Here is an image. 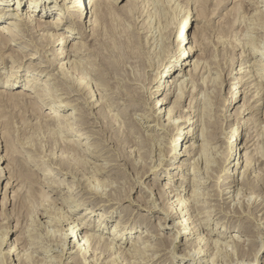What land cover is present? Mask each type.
Returning <instances> with one entry per match:
<instances>
[{"label": "rangeland", "instance_id": "1", "mask_svg": "<svg viewBox=\"0 0 264 264\" xmlns=\"http://www.w3.org/2000/svg\"><path fill=\"white\" fill-rule=\"evenodd\" d=\"M7 1L9 12L1 14L0 28L15 21L16 12L23 18L33 13L47 23L60 15L63 26L36 28L35 38L17 26L15 39L11 37L10 47L0 54V264H83L80 252H71L77 250L72 242L63 253L57 247V234L68 231L74 222L79 224L80 238L87 231L104 236L109 245L117 242L126 251L114 253L93 240L86 245L87 261L96 264H200L204 259L211 264H264V56H244L253 53V42L260 40L257 44L264 45V0H259L262 13L252 7L239 14L234 0L218 7V0H213L207 16L200 15L201 7L193 4L196 0H145L135 5L118 0L115 6L121 10L112 8L106 20L97 24L92 23L95 16L91 23L85 22L91 18L90 9L85 10L82 27L65 12L74 0H47V13L40 11L43 5L35 8L36 0ZM186 15L195 19L186 28L195 51L190 59H198L200 66L197 70L187 66L181 77L186 86L170 87L168 77L164 83L158 81L162 71L158 67L165 58L180 68L182 61H174L178 49L173 40L180 26L177 22ZM229 19H238L234 27L228 25ZM151 25L166 27L164 41L151 38ZM223 25L228 27L223 29ZM47 32L63 37L67 33L73 42L82 44L81 53L66 57L70 46L60 44L58 34L55 46L44 49L41 40ZM243 36L249 42L245 51ZM19 51L25 56L14 61L11 54ZM57 51H62L61 57ZM230 60L235 64L228 68ZM36 63L43 64L45 71L29 67ZM240 64L247 71L235 74ZM65 71L91 85L81 88L74 79L62 77ZM15 74L19 79L11 82L16 86L2 88L6 77L14 79ZM33 76L43 80L33 79L35 88L28 89ZM239 77L248 84L234 105L230 97ZM158 100L163 104L154 109ZM164 109H171L175 123L166 120L169 115ZM236 109L242 111L237 114ZM157 110L163 111L160 120L153 114ZM188 118L194 122H186ZM189 129L191 134L185 132L186 139L180 142L183 139L178 135ZM202 130L208 135L203 136ZM237 131L244 138L231 147ZM178 137L177 154L157 149L160 139L171 144ZM248 166L251 170L247 171ZM234 176L236 187L228 183ZM248 182L253 189L247 190ZM165 183L172 187L165 189L163 197ZM94 188L99 193L89 191ZM184 198L185 207L192 202L191 209H182ZM84 209L93 211L86 219L80 218ZM101 215L105 219L97 229ZM183 217L194 219L196 237L180 233L178 222ZM117 224L132 232L122 240L112 238ZM198 238L203 240L201 245H197ZM198 247L207 253L200 261L185 256ZM239 247L247 248L251 256L238 258Z\"/></svg>", "mask_w": 264, "mask_h": 264}, {"label": "bare ground", "instance_id": "2", "mask_svg": "<svg viewBox=\"0 0 264 264\" xmlns=\"http://www.w3.org/2000/svg\"><path fill=\"white\" fill-rule=\"evenodd\" d=\"M47 0H36V7L35 8H38V6H40V5H43V7H44V9H40V11L41 10H45L44 12L45 13H47L48 11L47 10H49V4H47V2H46ZM117 1L118 0H74L73 2H72V4L69 6H67L66 5V11L65 12H68V14L70 15V18H72L74 21L73 22H76V23H78L77 25H78V27H82L80 24H81V21H83V19H85V17H84V13H85V10H87V9H90V12H91V18L89 19V20H86L85 22L86 23H88L89 21H91L93 18V16H95L94 18V21L92 22V23H95V24H97V23H99V22H101L106 16H108V14L111 12V10H112V8L113 9H120L121 10V8H119V7H117V6H115V3H117ZM145 0H127L126 2L128 3V4H139L140 2H144ZM149 1V0H148ZM223 1H225V0H218L217 1V3H216V5H217V7L219 6V5H221L222 4V2ZM260 1H262V0H260ZM259 0H234V9H236V11L238 12V11H245L246 9H248V8H252V7H255V8H258V9H260V7L259 6H261L262 4H261V2H260ZM7 0H0V19L3 17V16H1V14H7V12H9V11H7V10H9L8 8H7ZM19 3H21V0L20 1H18ZM88 2V3H87ZM146 2V1H145ZM194 2V1H193ZM213 2V0H196V2H194L193 4H195V3H198V7L200 6L201 7V10H200V15H203V16H207V12H208V10H209V3L211 4ZM264 2V1H263ZM17 7H18V5H17ZM16 7V8H17ZM132 7H134L133 5H132ZM131 7V8H132ZM196 7V6H195ZM16 8H14V10L16 9ZM65 8V7H64ZM122 9H124V7L122 8ZM128 9V8H127ZM233 9V10H234ZM33 10V9H32ZM257 10V9H256ZM259 12H261L262 13V10L260 9V10H258ZM257 11V12H258ZM247 12V11H246ZM240 12H238V14H239ZM188 14H190V13H188ZM231 14V13H230ZM244 14V13H243ZM246 14V13H245ZM244 14V15H245ZM16 20L15 21H8L9 22V24L10 25H7V26H2V28H0V54H2V55H4V51H5V49L6 48H9L10 47V43H11V41H10V38L11 37H13V39H15L14 37L17 35L16 34V32H17V29L15 28V27H17V26H20V25H22L23 26V29H22V32L23 33H27L28 35H31V36H33L34 37V35L36 34V28H39V29H60L62 26H63V24H62V22H63V17H60V15H56V18L53 20L54 22L53 23H47L46 21H42L41 19H39V18H37V17H34V15H33V13H31V14H29L28 15V17H26V18H23V17H21V15L18 13V12H16ZM49 15V14H48ZM193 15V14H192ZM236 15V14H235ZM235 15H233V16H235ZM187 17L186 18H184L182 21L180 20V21H178L177 22V24H178V26H179V23H180V26L178 27V30L176 31V34H175V40H173L174 42H173V44L175 43L176 44V46H177V54H176V57L177 58H175L174 59V61H177V62H180V61H182L180 64H181V66H180V68L178 67V65H177V63H174L173 62V60H169L168 59V61L167 60H165V58H164V60H162L161 59V63L159 64V62H158V64H159V67H158V69H161L162 68V71H160L159 72V75H158V77L157 78H159L158 79V81H160V80H164V81H162V83H164L165 82V78H167L168 77V80L167 81H170L171 83L169 84V86L170 87H172L173 85L176 87V86H178L179 85V83H180V86L179 87H181L182 88V86L184 87V86H186L187 85V81H186V79H182L181 80V77H183L184 76V74H185V71H187L186 70V68H187V66L188 65H193V67H194V69L195 70H197L198 69V67L200 66V61H198V59H194V61L192 62V60L193 59H190V54L192 55L191 57H194V55H195V51H193L194 49L192 48V46H190L189 45V43H190V35H189V29L188 30H186V28H187V26L190 24V26H192L193 25V23H194V20H193V17L192 16H190V15H186ZM232 16V15H231ZM238 16V15H237ZM241 16V15H240ZM244 17V16H243ZM246 17V16H245ZM257 17H259V16H257ZM107 18V17H106ZM106 18L104 19V20H106ZM229 18H230V16H229ZM240 18V17H239ZM252 18V17H251ZM256 18V17H255ZM247 19V18H246ZM254 19V18H253ZM252 19V20H253ZM18 20V21H17ZM198 20V19H197ZM230 21H231V19H229ZM238 20V19H237ZM237 20L236 19H234L233 21H231V23L230 24H228V25H230V26H233L234 27V24H236V22H237ZM263 20V19H262ZM240 21V20H239ZM248 21V20H247ZM254 21H256V19L254 20ZM258 21V20H257ZM260 21V20H259ZM162 22H163V20H162ZM250 22V21H249ZM89 23H91V22H89ZM176 23V22H175ZM248 23V22H247ZM255 23V22H254ZM257 23H260V22H257ZM262 23V22H261ZM177 24H175L176 26H177ZM238 24V23H237ZM253 24V23H252ZM251 24V25H252ZM228 25L226 26V27H228ZM250 25V26H251ZM224 26V25H223ZM230 26H229V31H230ZM249 26V27H250ZM258 26V25H257ZM261 26V25H260ZM263 26H264V23H263ZM262 26V27H263ZM150 27V30L149 31H151V33H153V34H151V38L152 39H154V40H158V41H160V40H162V41H164V31H165V26L164 27H154V26H149ZM225 26H224V28L223 29H225L226 28ZM249 27H247V28H249ZM94 28V27H93ZM253 28H254V26H253ZM256 28V27H255ZM232 29V28H231ZM246 29V28H245ZM252 29V28H251ZM51 30V31H52ZM95 30V29H94ZM227 30V29H226ZM225 30V32H227ZM260 30V29H259ZM258 30V31H259ZM19 31H21L20 29H19ZM48 31H50V30H48ZM228 31V32H229ZM248 31V30H247ZM257 31V30H256ZM138 34L139 33H141L140 31H136ZM158 32V33H157ZM242 32V31H241ZM246 32V31H245ZM55 33V32H54ZM54 33H48L47 32V34L46 35H44V37H43V39L41 40V45H42V42H43V44H45V45H42V47L45 49V47L47 46V45H52V46H55V43H56V37H57V34L58 33H56V35L54 34ZM71 33V32H70ZM97 33H98V31H97ZM251 33V32H250ZM249 33V34H250ZM63 34V33H62ZM64 34H66V35H64V37L63 36H61L60 35V33L58 34V36L60 35V37H62V39L60 40V44H63V43H65V45L66 46H70V49H67L66 50V57L67 56H69V55H71V54H75V55H79V54H77L76 53V51H79L78 53H81V49H82V47L80 46V45H82L81 43H79V42H77V41H74L73 42V37H70V35H67V33H64ZM241 34V33H240ZM236 35V34H235ZM253 35V34H252ZM259 35V34H258ZM136 36V35H135ZM160 36V38H157V37H159ZM237 36V35H236ZM240 36V35H239ZM247 36L248 35H246V38H247ZM258 37V36H257ZM256 37V38H257ZM35 38V37H34ZM138 38V37H137ZM136 38V39H137ZM259 38H260V36H259ZM258 38V39H259ZM262 38V37H261ZM135 39V38H134ZM204 39V38H203ZM250 39V38H249ZM258 39H256V40H258ZM37 40V39H36ZM35 40V41H36ZM238 40V39H237ZM262 40V39H261ZM134 41V40H133ZM132 41V42H133ZM147 41H148V39H147ZM166 41V40H165ZM260 41V40H259ZM258 41V42H259ZM37 42V41H36ZM35 42V43H36ZM59 42V41H58ZM257 42V43H258ZM34 43V42H33ZM38 43H40V42H38ZM79 43V44H78ZM147 43V42H146ZM149 43V42H148ZM163 44H164V46L166 45L165 44V42H162ZM200 43H201V46L203 47L204 45H205V41L204 40H202V41H200ZM240 43V42H239ZM256 42H253V44H254V46H252V49H254V51H253V53H248V54H246V55H244V56H248V55H260V56H264V45H258ZM59 44V43H58ZM154 44V43H153ZM157 44V43H156ZM9 45V46H8ZM85 45V44H84ZM189 45V46H188ZM127 46V45H126ZM135 46V45H134ZM206 46V45H205ZM205 46H204V48H205ZM161 47V46H160ZM166 47H167V45H166ZM165 47V48H166ZM241 47L243 48V50L245 51V50H248L247 48H249V42H247L246 40H245V37L243 36V38H242V41H241ZM43 48H41V49H43ZM55 48V47H54ZM203 48V49H204ZM207 48V47H206ZM13 49V48H12ZM87 49V48H86ZM163 49V48H162ZM233 49H235V47L233 48ZM16 49H14V50H12L13 52L15 51ZM63 50V49H62ZM127 50V49H126ZM196 50H198V49H196ZM204 50H206V49H204ZM17 51V50H16ZM40 51V50H39ZM167 50H165V52H166ZM127 52V51H126ZM232 52V51H231ZM159 53V52H158ZM56 56H58V57H61V54H62V51H57L56 52ZM133 54V53H132ZM201 55V54H200ZM200 55H197V56H200ZM20 56V57H22V56H25L24 54H22V53H20V51H19V53H17V54H11V57L13 58V60L14 61H17V60H20V58H18V57ZM228 56V55H227ZM162 56H160V58H161ZM8 58V57H7ZM163 58V57H162ZM22 60H23V58H22ZM22 60H21V62H22ZM84 60V59H83ZM147 61V60H146ZM145 61V62H146ZM232 60H230V62L229 63H227L228 65H227V67L229 68V67H231V66H233L235 63L234 62H231ZM69 62V61H68ZM155 62V61H154ZM67 63V62H66ZM148 63H149V61H148ZM152 63V62H151ZM258 63V62H257ZM144 64V63H143ZM147 64V63H146ZM146 64H144V65H146ZM150 64V63H149ZM153 64H155V63H153ZM179 64V63H178ZM206 64V63H205ZM259 64V63H258ZM43 65V64H42ZM42 65L41 64H32V65H30L29 67L33 70V71H35V70H38L39 72L40 71H42V70H44V68H42ZM58 65H60V64H58ZM61 66V65H60ZM63 66H65L64 64H63ZM153 66V65H152ZM202 66V65H201ZM76 67V66H75ZM74 67V68H75ZM262 67H264V65H262ZM61 68H63L62 66H61ZM165 68H166V70H165ZM65 68H63V70H64ZM164 69V70H163ZM180 69V70H179ZM62 70V69H61ZM65 70H67V69H65ZM69 70V69H68ZM76 70V69H75ZM181 70H183L182 72H181ZM193 70V69H192ZM14 71V70H13ZM16 71V70H15ZM45 71V70H44ZM164 71V72H163ZM179 71V72H178ZM247 71V70H246ZM246 71H242V65L240 64L238 67H237V69L234 71V73L235 74H237V73H244V72H246ZM60 72H62V71H60ZM69 72L70 71H65V73H64V76H62V77H64L65 79H66V77L65 76H68L67 78H71V79H74V82L77 84V85H79L81 88H83V89H88L87 87L89 86V85H91V84H89V82H87L86 84H84V82L82 81V80H80V81H77L73 76H75V75H71V74H69ZM176 72H178V74L176 75L175 73ZM248 72H250V71H248ZM38 74V73H37ZM259 74V73H258ZM261 75V74H260ZM15 78L14 79H11L12 77H6V78H8L7 79V81L2 85V88H5V89H13L14 88V86H16L13 82H11V81H13V80H15V79H19V78H17L18 77V75L17 74H15V76H14ZM172 77H175V78H177V79H174L173 80V78ZM232 77V76H231ZM50 78V77H49ZM169 78L171 79V80H169ZM33 79H41V80H43V78H41L40 76H33L32 78H29L28 79V82H32L31 84L30 83H27L26 84V88H30V89H33V87L35 88V86H33V83L34 82H36V81H34ZM51 79V78H50ZM33 80V81H32ZM46 80V79H45ZM73 81V80H72ZM156 81V80H155ZM17 83V82H16ZM103 83V82H102ZM101 83V84H102ZM159 83V82H158ZM232 83H233V79H232ZM241 83V84H240ZM100 84V85H101ZM246 84H248L247 83V79H244L243 77H239V80H237V81H234V89L232 88V90H233V92H232V96L230 97V99L231 100H234V105L236 104V101H237V98L238 97H241L242 96V94H243V90H241V88L244 86V85H246ZM99 85V84H98ZM78 86V87H79ZM159 86H161V84L159 85ZM166 87V86H165ZM164 87V88H165ZM250 87V86H249ZM259 88V87H258ZM262 88H260V90H261ZM18 90V89H17ZM81 90V89H80ZM257 90V89H256ZM259 90V89H258ZM263 90V89H262ZM84 91V90H83ZM168 91V90H167ZM94 92H96L97 94L98 93H101V92H98V91H94ZM93 92V93H94ZM83 93V92H82ZM48 94V93H47ZM95 94V93H94ZM257 94H258V92H257ZM25 95V94H24ZM91 95H93V94H91ZM91 95H90V97H91ZM89 96V95H88ZM92 98V97H91ZM225 99V98H224ZM93 100V99H92ZM90 102V101H89ZM223 103V102H222ZM91 104V103H90ZM162 104H163V101L161 102V103H159V100L157 101V103H156V105H154V109H157V108H160L161 106H162ZM226 105V104H225ZM135 107H136V105H134ZM227 106V105H226ZM137 107H138V105H137ZM153 109V110H154ZM162 110H163V107H162ZM162 110H157L156 111V113H153L154 115H156V117L158 118V120H160L163 116L161 115V112H163ZM169 110V109H168ZM184 110H182V112H183ZM196 111V110H195ZM242 110L240 109V111H239V109H236V113L238 114V113H240ZM164 112H168L166 109H164ZM172 111H171V109H170V112H168V115L169 116H167V118H166V120L167 121H169V123H170V125H171V123L173 124V122L175 123L176 121L174 120H172V116H171V113ZM193 112H194V110H193ZM171 113V114H170ZM152 114V115H153ZM85 115L86 116H88V114L87 113H85ZM71 116V115H70ZM143 117H144V115H142ZM222 116H224V117H226V114L225 113H222ZM145 118V117H144ZM193 118H194V116H193ZM199 121V118H197L196 120H195V122L197 123ZM80 123L81 122H85V121H79ZM186 122H188V123H193L194 122V120L193 121H191V119H189L188 118V121L186 120ZM247 123V122H246ZM175 126V125H174ZM178 127V126H177ZM245 127H246V124H245ZM248 127V126H247ZM247 127L245 128V129H247ZM181 128V127H180ZM164 130V132L166 131V129L164 128L163 129ZM186 132V134H191V132H192V130L190 131V129L188 130V131H183V132H181V134L180 135H178L179 137H181L180 139H183V141H180V142H184L185 141V139H186V136H183L184 135V133ZM203 132V133H202ZM202 135L203 136H206V135H208L207 134V132H205L204 130H202ZM174 133V132H173ZM216 133V132H215ZM231 133V132H230ZM227 136V135H226ZM233 136V135H232ZM179 137L178 138H176L174 141H175V143L173 142H171V144H169V142L167 143V141L165 142V138H162V139H160V143H159V146L158 145H156V147L158 146V150L160 151V152H162V153H164L165 154V150H170V152L174 155V154H177V149H178V144H179ZM199 137V136H198ZM218 137H220V136H218ZM218 137L216 136L215 138L217 139V140H219L218 139ZM240 138V139H239ZM243 135L242 136H240V131H237L235 134H234V138H232L231 140H230V146L232 147L233 145H234V142L237 140V139H239V143H241L242 142V140H243ZM158 140V139H157ZM87 142L88 141H86V144H87ZM155 143H157V142H155ZM157 143V144H158ZM204 143V142H203ZM162 144H163V146H162ZM160 147V148H159ZM86 150H89V148L88 149H86ZM164 151V152H163ZM159 152V153H160ZM159 153H158V155H159ZM170 153V154H171ZM164 154H162V158H165V157H163V155ZM161 156V155H160ZM243 162V161H242ZM207 163V162H206ZM240 163V159L236 162V164H239ZM246 165H248V164H246ZM246 165H244V166H246ZM234 166H235V163H234ZM70 167V166H69ZM248 170H251V167L249 168V166L247 167V171ZM236 172H237V170H235V172H234V174L233 175H236V179H237V181L239 182V178H240V174L238 173V174H236ZM250 172V171H249ZM173 175H175V174H173ZM241 175H242V173H241ZM242 177V176H241ZM179 178H181V177H179ZM230 179H229V182L228 183H230L231 184V186H233V187H236V185L238 184V183H236V184H234L232 181L233 180H235L234 178H235V176L234 177H229ZM196 179V178H195ZM166 182V181H165ZM249 183V184H248ZM246 185H247V190L248 189H253V187H254V185H251L250 184V182H248ZM168 183H165V185L163 186L162 185V191L164 192L165 191V189L166 188H170V187H172V186H168L167 185ZM170 185H171V183H169ZM253 184V183H252ZM97 188H94V189H90L89 191H92V192H95V193H99L97 190H96ZM237 190V188H234L233 189V191H236ZM228 192H231V190H230V188H228V190H227ZM198 192V191H197ZM192 194V193H191ZM160 195H162L163 197H164V195H165V192L163 193V194H160ZM193 195V194H192ZM162 196H160V197H162ZM245 196V195H244ZM166 197V196H165ZM251 198V197H250ZM181 199H183V198H181ZM180 200V199H179ZM178 200V201H179ZM194 200V199H193ZM184 201V202H183ZM249 201H251V200H249ZM196 202V201H195ZM247 202V201H246ZM182 205H181V207H182V209L183 208H185V210L186 209H191L192 207H193V204H192V202H190V203H188V206L187 207H185L186 206V202H185V198H184V200H182ZM173 204V203H172ZM239 204V203H238ZM180 208V207H179ZM173 209H175V208H173ZM178 209V208H177ZM194 210V209H193ZM84 213L80 216V218H85L86 219V217H89L88 215H90L93 211L92 210H89V209H84ZM188 211V210H187ZM169 212V211H168ZM180 212V211H179ZM183 212V211H182ZM189 212V211H188ZM171 213H173V211L171 212ZM171 213H169V214H171ZM186 214H187V212H185ZM184 214V213H183ZM183 214H182V216H183ZM191 214V213H190ZM173 215V214H172ZM189 215V214H188ZM169 216V215H168ZM191 217V216H190ZM79 218V219H80ZM185 217H183V219H181L179 222H178V228L180 229V230H182V231H180V233L183 235V237H186V238H188L190 235L192 236L191 238H193L195 235H197L198 234V232H197V230L198 229H195L196 227H195V225H193V220L192 219H188V220H186V219H184ZM77 219V218H76ZM104 220L105 218H104V215H101L100 216V220L97 222V226H99L100 225V227H96L97 229H100L101 228V225L103 224V221H101V220ZM185 220L187 221V223L185 224L184 222H185ZM86 221V220H85ZM83 222V221H82ZM41 223H44V222H41ZM74 224H75V222H74ZM73 224V226H71L70 227V229H68V231H67V228H66V231H62V233L61 234H57L59 237V239H58V241H59V244H58V248H60V249H62L61 250V253H63V252H65L66 251V246L69 244V241L70 242H72V244H73V246H76L77 247V250L76 251H71V252H80V255H81V257H84L83 258V264H92V263H97L96 261H94V260H89V261H87V259H89V257L87 256V250H86V245H88V244H90L93 240L95 241V244L97 245V246H105V250H113L114 251V253H116L117 252V250L118 249H121V252H126V251H123V249H122V245L120 246V245H118L117 246V242L115 243V242H112V241H110V245H109V243H104V236L103 237H101L100 235L98 236V235H95L94 233H89V232H87V231H85L86 233L84 234V236L83 237H81L80 238V236L78 235V230H76V226L77 225H79V224H75L74 225ZM177 225V224H176ZM86 227H88V226H86ZM127 228V226H124V225H121V224H117V225H114V227H113V229H112V231H111V233H113V232H115V234H116V237L114 236V237H112V238H115V239H117V240H122L123 238H124V234L126 233V234H129V233H131L132 232V230L131 229H126ZM120 231V232H119ZM146 233V232H145ZM143 234V233H142ZM45 235V234H44ZM71 237H74V240H72L71 241ZM87 237V238H86ZM126 237V236H125ZM196 237V236H195ZM85 238V240L83 241V243H81L82 242V240ZM140 238H137V240H139ZM105 240H108L109 241V239H105ZM196 240H198V242L199 243H197V245H201V242L203 241V240H200L199 241V238L198 239H196ZM211 239H208V241H210ZM213 240V239H212ZM207 241V242H208ZM206 242V243H207ZM215 243H216V241H215ZM220 243V242H219ZM223 243V242H222ZM208 244H209V242H208ZM216 244H218V243H216ZM215 244V245H216ZM1 245V244H0ZM85 245V246H84ZM236 245H239V243H237ZM241 245V244H240ZM84 246V247H83ZM115 246H117L116 248H115ZM136 246V245H135ZM229 246V245H228ZM242 246H244V245H242ZM144 247V246H143ZM136 248V247H135ZM155 248V247H154ZM153 247H152V249H154ZM227 248H229V247H227ZM1 249V248H0ZM57 249V248H56ZM59 249V250H60ZM247 249V248H246ZM246 249H245V247L244 248H241V247H239V250H238V252H237V257L238 258H240V256H245V257H250L251 256V254L248 252V251H246ZM58 250V249H57ZM104 250V251H105ZM137 250V249H136ZM134 251V250H133ZM144 251V250H143ZM120 252V253H121ZM139 252V251H138ZM205 252V249H204V247L202 248H199L198 247V249H196L195 251H193V253H191L190 251H188V252H186V254H185V256H187V257H190L192 260H195V261H200L201 260V257L204 255V254H207V253H204ZM128 254V253H127ZM101 255V254H100ZM137 255V254H136ZM214 255V254H213ZM212 255V256H213ZM118 257H119V255H118ZM121 257V256H120ZM233 257V256H232ZM237 257L235 256V258L237 259ZM50 258V257H49ZM98 258V257H97ZM241 258H243V257H241ZM57 260V259H56ZM116 260H118L117 262H119V258H117L116 257ZM131 261V260H130ZM114 262V261H113ZM132 262V261H131ZM191 262V261H190ZM245 262V261H244ZM192 263V262H191ZM198 263V262H197ZM197 263H194V264H197ZM200 263V262H199ZM193 264V263H192ZM200 264H211L210 263V261L208 260V259H204V261H202V263H200ZM213 264H217V262H214ZM225 264V263H224ZM231 264V263H230ZM235 264V263H234Z\"/></svg>", "mask_w": 264, "mask_h": 264}]
</instances>
